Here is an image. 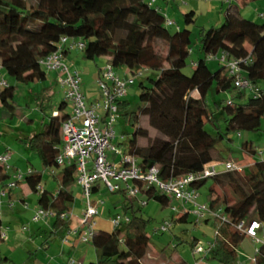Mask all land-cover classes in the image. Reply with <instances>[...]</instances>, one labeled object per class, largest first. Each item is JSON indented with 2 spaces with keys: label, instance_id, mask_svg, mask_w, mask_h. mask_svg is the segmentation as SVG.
Listing matches in <instances>:
<instances>
[{
  "label": "trees",
  "instance_id": "1",
  "mask_svg": "<svg viewBox=\"0 0 264 264\" xmlns=\"http://www.w3.org/2000/svg\"><path fill=\"white\" fill-rule=\"evenodd\" d=\"M151 1L0 0V73L4 70L17 84L45 81L48 71L41 61L58 50L66 57L81 42L85 59L108 58L107 65L112 69L123 67L135 78L140 77L139 109L128 112L129 102L124 98L118 102L119 113L124 112L128 123L136 127L127 155L134 157L144 172L157 167L160 180L168 181L200 173L207 165L219 162V154L214 155L215 148L225 138L232 141V134L260 131L264 119V90L260 86L264 84V24L243 18L239 7L232 6L229 0L230 7L222 24L201 31L200 52L205 56L193 63V73L188 76L183 70L192 52L191 31L185 28L171 34L166 16ZM251 1L258 0H239L243 5ZM184 20L186 25L195 23V12L184 14ZM159 42L165 46V54L160 51ZM222 56L236 61L248 58L246 64L241 63V76L251 83L252 91L236 87L235 77L229 75L225 62H221ZM208 62H215L218 67L211 68ZM16 87L7 82V86L0 88V106L9 110L11 116L16 114ZM210 91L219 96L234 93L225 107L224 98L215 102V109L225 114L224 131L218 128L216 110L209 107ZM192 93H197V97ZM59 108H67L65 99ZM69 116V112L50 116L43 130L28 140L45 168L60 171L56 178L60 184L58 190L42 188V174L33 169L11 178L5 172L11 169L8 163L9 168L0 164V185L8 188L10 183H15L8 192L3 190L5 196L24 182L30 192L38 195L39 210L52 213L55 233L60 228L71 230L73 216L70 219L69 214L75 203L73 186L78 178L75 163L61 165L57 161L63 144L62 126ZM208 124L216 133L207 130ZM241 147L256 158L253 164L236 163L242 167L240 171L221 172L209 178L213 179L209 208L226 217V221L214 218L215 247L206 258L223 264H234L238 246L248 238L237 230L238 224L257 221L258 238L259 231L264 232V160L258 158L252 141L244 142ZM207 180L197 181L191 187L198 191ZM134 183L143 187L137 199L126 196L121 182L118 183L122 184L121 189L111 192L124 194L121 216L129 217V221L114 227L113 231L93 232L88 243L96 249L98 259L89 264H145L150 243L146 227L150 221L140 214L144 206L140 201L147 204L154 200L167 207L171 197L154 185ZM101 184L107 188L102 181H97L91 195L100 190ZM216 188L225 193L218 194ZM83 202L85 209L84 199ZM9 207H14L12 201ZM189 214L185 211L177 222L186 223ZM2 229L0 219V233ZM5 238L0 237V243ZM197 241L193 240V248ZM257 246L260 254L255 264H264V243ZM9 261L0 255V264Z\"/></svg>",
  "mask_w": 264,
  "mask_h": 264
},
{
  "label": "rangeland",
  "instance_id": "2",
  "mask_svg": "<svg viewBox=\"0 0 264 264\" xmlns=\"http://www.w3.org/2000/svg\"><path fill=\"white\" fill-rule=\"evenodd\" d=\"M232 6H238L240 14L243 18L253 21L257 24H264V19L259 17V14L264 12V0L247 2L245 5L240 4L239 0H230ZM229 0H156L154 7L160 8L166 19L172 22L168 26L171 34L176 33L179 29H189L191 31V54L187 59V66L183 72L190 76L193 73V63L197 62L199 58L205 55L200 52L201 45V31L209 30L211 28L219 27L224 16L230 7ZM191 11L195 12L196 20L191 25H186L184 14ZM161 52L165 54V46L158 43ZM209 59V58H208ZM66 64L71 71H77L81 77V90L85 97V102L90 105L95 100L102 99L101 91L97 83L99 77L103 78V73L98 72V68H103L107 65L104 57L97 58L95 61L87 60L83 57L82 51L75 45V48L70 51L69 59ZM211 68L218 67L215 62H208ZM126 72V74L124 73ZM113 72L122 80L133 79V83L127 84V94L124 99L129 102L130 111L138 110L141 106L139 100V82L140 77L134 78L126 68H114ZM3 79L11 85H16L15 107L16 114L11 116V112L3 109L0 106V156L8 157L7 162L11 167L6 173L12 178L13 175L18 173L25 175L29 170L33 169L35 172L42 174L41 187L50 191L58 190L60 184L56 180L59 177V170H48L42 164L39 154L29 146V139L36 133L43 130L44 122L49 121V117L56 114L72 113L71 103L68 102L67 108L60 109L59 105L65 99V89L62 88L59 82L58 75H54L52 71L47 72L45 81L33 83L29 85L17 84L16 81L8 76L4 70H1ZM58 74V73H57ZM128 76V77H127ZM103 81L108 82L105 78ZM264 90V84L260 85ZM233 92L227 93L225 96H219L210 91L208 94V104L211 110L215 109V102H219L223 98L225 102L222 104L224 107L230 100ZM192 96L198 95L192 93ZM216 110V109H215ZM216 117L218 118V128L224 131L226 124L224 122L225 114L221 110H216ZM45 120V121H44ZM144 121V120H143ZM146 122V121H144ZM147 127L146 123H143ZM115 139L113 145L117 150L121 151L116 155L113 151L106 152L109 161H114L120 164L122 158L127 155L130 148V139L136 130V127L130 125L127 121V116L124 112L119 113L115 122ZM207 130L216 133L217 130L211 124L207 125ZM152 131V135H154ZM232 141L225 138L220 142L214 151L215 157L219 154V162L214 161L209 164L217 165L218 172H225V164L239 163L245 164L247 161L255 162L254 157L249 156L242 150V144L246 141H252L254 148L257 150L258 158L262 157L264 160V119L260 131L258 132H240L231 135ZM140 143L145 145V141L141 140ZM218 153V154H217ZM262 153V154H260ZM10 178V182L13 181ZM122 185V184H121ZM213 186V179H208L198 189L199 205L208 204L211 200L210 190ZM8 188L0 185V218L2 219V231L6 235L9 230L21 233L28 237V242L22 248L11 251L5 244L7 239L0 243V255L14 256V264H35L36 259L39 258L42 263H46L43 252H48L51 255L55 251V245L60 243L61 236L65 234L64 231L54 232L53 216H49L34 222L33 217L38 212L37 205L38 195L28 191V188L21 183L20 186L12 190L13 208L10 209L7 202L9 196L2 197L3 190ZM217 193L223 195L224 190L216 188ZM75 195V203L72 208L69 218L74 217V223L80 222L82 217L84 202L83 194L79 184L73 186ZM127 196V195H126ZM92 199L95 201H103L104 204L99 207V215L95 218L96 225L94 232L98 231H113L112 218L116 215H123V202L125 196L123 193H111L107 188L101 184L100 190L92 194ZM24 200V201H21ZM3 210L20 211L17 218L11 214L4 213ZM185 211H189V218L186 223L177 222L179 215ZM195 206L193 204L182 205V203L174 198H171L170 204L167 207L161 206L154 200H149L146 205L141 207V215L148 219L150 222L146 227V233L150 237L149 249L147 256L144 259L145 264L150 263V258H153L154 263L160 264H178L179 261H184L187 264H223L222 262L206 258L204 254L196 255L192 242L197 239V245L207 246L213 242L216 234V226L214 217H209L208 222L205 218H198L194 213ZM12 212V214H14ZM7 214V215H6ZM4 215V216H3ZM15 215V214H14ZM20 216V217H19ZM164 224H170V228L162 231L161 227ZM73 226V227H74ZM76 228V227H75ZM74 229V228H72ZM33 238L31 235H33ZM264 237L263 230L259 231V239ZM38 238H41L38 239ZM37 239V240H36ZM36 240V241H35ZM35 241L39 246L44 244V248L32 246L31 242ZM50 246V249H49ZM35 248V249H34ZM254 244L248 238L243 240V243L238 246L237 254L234 264H255L251 259L254 257ZM9 258V257H8ZM12 264V263H6Z\"/></svg>",
  "mask_w": 264,
  "mask_h": 264
},
{
  "label": "built area",
  "instance_id": "3",
  "mask_svg": "<svg viewBox=\"0 0 264 264\" xmlns=\"http://www.w3.org/2000/svg\"><path fill=\"white\" fill-rule=\"evenodd\" d=\"M155 3L156 0H152ZM264 19V12L260 14ZM168 25L172 22L167 21ZM65 41V39H64ZM79 49H83L84 45L81 42L76 43ZM74 48V46H72ZM248 59V58H247ZM243 60H227L226 56L221 57V62H225L229 75L235 77V85L238 89L252 91L251 83L241 76V63ZM41 65L47 71H55L58 73L59 82L62 88L65 89V101L71 103V111L69 118L62 126V147L58 155L57 161L59 164H76L78 171L77 184L81 187L85 200V209L77 228L71 229L63 238L67 240L70 235H80L83 243H88L94 232L96 225L95 217L98 215V205H103V202L94 201L91 195L92 186L97 181H102L110 192H116L121 189L119 182L123 183L124 190L128 198L137 199L142 194V186L135 184V181H141L147 185H154L161 192L167 194L182 203V205L193 204L195 206L194 213L198 218L211 216L226 221V217L221 216L218 212H214L209 208L208 204L199 205L198 192L191 185L203 179H209L217 176L221 172L217 171V165H208L200 173H191L181 178H173L168 181H162L159 178V169L153 167L148 171H142L137 164V160L129 155H125L120 164L114 161H109L106 152L113 151L118 155L121 151L113 145L115 139V122L119 116L118 102L127 94V84L133 83V79L122 80L115 75L111 66L107 65L103 70V78L109 81H103L100 77L97 81L102 99L95 100L90 105L85 102V97L81 90V77L77 71H71L66 64L65 56L60 50L52 53L41 61ZM1 69V68H0ZM135 78V77H134ZM7 86V82L3 79L0 73V88ZM58 115V114H56ZM8 157L0 156V164L7 168ZM227 171H240L242 167L236 163H226ZM21 176H18L20 179ZM15 186V183H10L8 188ZM2 192V196H5ZM142 205H146L145 201H140ZM52 216V213L39 210L33 217L34 222H39L46 217ZM66 218L67 215H62ZM129 221V217L116 215L112 219L114 227H119L122 223ZM170 224H164L161 227L162 231L170 228ZM237 230L245 234L251 239L254 244V257L251 259L254 263L260 254V249L257 245L264 243V240L258 238V229L260 224L257 221H251L248 225L244 222L236 226ZM0 237L5 238V234L0 233ZM215 247L213 242L207 246L196 245L194 253L196 255L207 256ZM70 264H75L71 261Z\"/></svg>",
  "mask_w": 264,
  "mask_h": 264
},
{
  "label": "crops",
  "instance_id": "4",
  "mask_svg": "<svg viewBox=\"0 0 264 264\" xmlns=\"http://www.w3.org/2000/svg\"><path fill=\"white\" fill-rule=\"evenodd\" d=\"M69 54L70 53H68L66 55L65 60L69 59ZM104 59H105V61L107 63L108 62V58H104ZM106 66L104 65L103 68H98V72L99 73L102 72V70ZM52 73L54 75H58L57 72H52ZM124 73L126 74L125 71H124ZM194 97H197V95H194ZM144 123H146V122H144ZM152 131L153 130L151 129V133H152ZM254 159H256V158L254 157ZM253 163L254 162L247 161L245 164L246 165H250V164H253ZM28 191H30V190L28 189ZM11 192L7 193V195L9 196V199H8L9 201L7 202L8 205H9V202L11 200H13ZM3 198H5V197H3ZM21 201H24V200H21ZM12 212H13V210L12 211L11 210H6V211L3 210L1 212V215L4 214V213L11 214V216H14V218L16 219L20 211L13 212L15 215L12 214ZM73 218H72L71 226H70L71 229L75 228V227L77 228L79 226V223L77 224V226H74L76 224L74 223V219ZM59 230L60 231H64V232L66 231L65 228H60ZM59 230H56V233H58ZM67 232H68V230L65 232V234H63L60 237L61 241H60V243L55 245V247H54L55 251L51 255H49L47 251L43 252V253H40V254H43V256L45 257L46 263H44V264H70L71 261H74L75 264H89V263L96 262L97 259H98V255H97L96 249L93 247V245L90 244V243H83L81 241V239H80V235L79 234L70 235L67 240H64L63 238L66 236ZM33 236H34V234L31 235L32 238H33ZM5 239H7V241H5V244L2 245V246L8 247V249H11V251H15L16 249L22 248L25 245V243H27L29 241L27 236H25V235H23L21 233H16L15 231H12V230H9V234L6 235ZM38 239L41 240V238H38ZM35 241L31 242L32 246H34L35 248L37 246V247H39V249H40V247H41V249L44 248V244L42 246H39L37 244V242H35ZM49 249H50V246H49ZM10 255L11 254H8L6 256V257H9V260H10L8 263L14 264V261H13L14 260V256H10ZM35 259H36L35 264H43L42 261L39 258L38 259L35 258ZM153 260H154L153 258H150V263L149 264H160V262H158V263L155 262L154 263L155 260L154 261ZM178 264H185V262L184 261H179Z\"/></svg>",
  "mask_w": 264,
  "mask_h": 264
}]
</instances>
